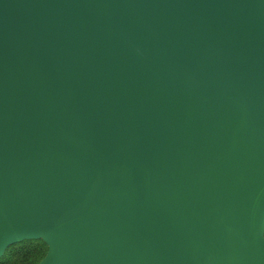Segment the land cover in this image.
Returning a JSON list of instances; mask_svg holds the SVG:
<instances>
[{"label": "water", "instance_id": "95a60500", "mask_svg": "<svg viewBox=\"0 0 264 264\" xmlns=\"http://www.w3.org/2000/svg\"><path fill=\"white\" fill-rule=\"evenodd\" d=\"M264 0H0V255L264 264Z\"/></svg>", "mask_w": 264, "mask_h": 264}, {"label": "trees", "instance_id": "16d2710c", "mask_svg": "<svg viewBox=\"0 0 264 264\" xmlns=\"http://www.w3.org/2000/svg\"><path fill=\"white\" fill-rule=\"evenodd\" d=\"M32 243H35L32 246H35V249L33 251H28L26 248L31 245ZM40 245L37 241L32 240H23L19 243H15L13 246L9 247L5 253L0 257V263H6L12 258L15 254L22 255L24 258L28 260V263H26V259L16 263V264H33L35 258L42 253L40 251ZM28 252V253H27Z\"/></svg>", "mask_w": 264, "mask_h": 264}, {"label": "rangeland", "instance_id": "374dc122", "mask_svg": "<svg viewBox=\"0 0 264 264\" xmlns=\"http://www.w3.org/2000/svg\"><path fill=\"white\" fill-rule=\"evenodd\" d=\"M263 237H264V231H263ZM27 240H34V241H37L38 243H39V245H40V251H42V253L40 252V254L35 258V260H34V263L33 264H36L43 256H44V254H45V252H46V249H47V246H46V244L42 241V240H40V239H27ZM23 241V240H22ZM21 242V241H20ZM16 243H19V242H16ZM15 243H13V244H10V245H8L5 249H4V251H3V253L0 255V257L5 253V251L9 248V247H11V246H13ZM35 243H32L31 245H29L27 248H26V250H28V251H33L34 249H35V246H32V245H34ZM28 253V252H27ZM26 258H24L22 255H19V254H15L12 258H10V260L8 261V262H6V263H0V264H16V263H19V262H21V261H23V260H25ZM26 261V263H28V260L26 259L25 260Z\"/></svg>", "mask_w": 264, "mask_h": 264}]
</instances>
